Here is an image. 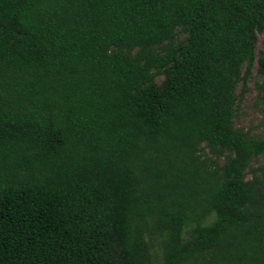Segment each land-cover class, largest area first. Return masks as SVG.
<instances>
[{
  "label": "trees",
  "instance_id": "trees-1",
  "mask_svg": "<svg viewBox=\"0 0 264 264\" xmlns=\"http://www.w3.org/2000/svg\"><path fill=\"white\" fill-rule=\"evenodd\" d=\"M258 34L264 0H0V264H264Z\"/></svg>",
  "mask_w": 264,
  "mask_h": 264
},
{
  "label": "rangeland",
  "instance_id": "rangeland-1",
  "mask_svg": "<svg viewBox=\"0 0 264 264\" xmlns=\"http://www.w3.org/2000/svg\"><path fill=\"white\" fill-rule=\"evenodd\" d=\"M260 52H264V35L262 34H258L255 63L250 71V76L243 84L240 83L236 89V95H240L241 99L238 103L234 126L264 138V77L257 72V59L260 57ZM244 71L245 69L242 68V74ZM201 154L202 158L209 157L207 151ZM259 166H264V155L256 158L251 163L246 178L251 179L253 170ZM259 173H261V171ZM188 229L187 227L186 230L188 231ZM152 251L157 254L158 241L154 242Z\"/></svg>",
  "mask_w": 264,
  "mask_h": 264
}]
</instances>
